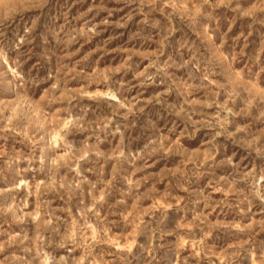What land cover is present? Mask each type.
<instances>
[{"label": "rangeland", "instance_id": "1", "mask_svg": "<svg viewBox=\"0 0 264 264\" xmlns=\"http://www.w3.org/2000/svg\"><path fill=\"white\" fill-rule=\"evenodd\" d=\"M0 264H264V0H0Z\"/></svg>", "mask_w": 264, "mask_h": 264}]
</instances>
